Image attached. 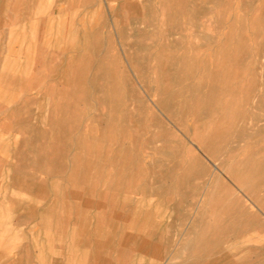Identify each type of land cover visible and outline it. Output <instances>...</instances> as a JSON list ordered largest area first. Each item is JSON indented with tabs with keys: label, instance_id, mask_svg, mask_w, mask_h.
Segmentation results:
<instances>
[{
	"label": "rangeland",
	"instance_id": "374dc122",
	"mask_svg": "<svg viewBox=\"0 0 264 264\" xmlns=\"http://www.w3.org/2000/svg\"><path fill=\"white\" fill-rule=\"evenodd\" d=\"M0 264H264V0H0Z\"/></svg>",
	"mask_w": 264,
	"mask_h": 264
},
{
	"label": "bare ground",
	"instance_id": "6f19581e",
	"mask_svg": "<svg viewBox=\"0 0 264 264\" xmlns=\"http://www.w3.org/2000/svg\"><path fill=\"white\" fill-rule=\"evenodd\" d=\"M155 201V200H154ZM154 206V205H153ZM122 207V206H121ZM122 210V209H121ZM140 210V209H139ZM165 211V210H164ZM137 215V214H136ZM151 215V214H150ZM144 226V225H143ZM110 239V238H109ZM146 239V238H145ZM109 241V240H108ZM16 243V242H15ZM5 259V258H4ZM15 260V259H14Z\"/></svg>",
	"mask_w": 264,
	"mask_h": 264
}]
</instances>
